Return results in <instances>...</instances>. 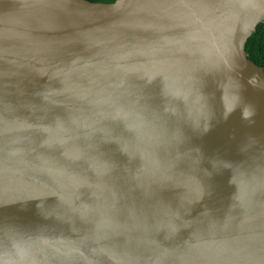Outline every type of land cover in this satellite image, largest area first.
Instances as JSON below:
<instances>
[{"label": "water", "instance_id": "1", "mask_svg": "<svg viewBox=\"0 0 264 264\" xmlns=\"http://www.w3.org/2000/svg\"><path fill=\"white\" fill-rule=\"evenodd\" d=\"M264 0H0V264H264Z\"/></svg>", "mask_w": 264, "mask_h": 264}, {"label": "trees", "instance_id": "2", "mask_svg": "<svg viewBox=\"0 0 264 264\" xmlns=\"http://www.w3.org/2000/svg\"><path fill=\"white\" fill-rule=\"evenodd\" d=\"M93 2L110 3L115 0H89ZM248 58L264 69V22L257 26L256 31L249 37L246 43Z\"/></svg>", "mask_w": 264, "mask_h": 264}]
</instances>
